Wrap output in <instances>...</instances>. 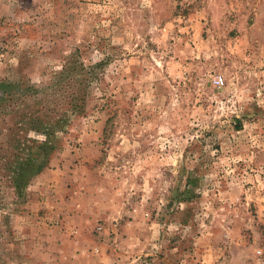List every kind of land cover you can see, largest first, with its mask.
I'll return each instance as SVG.
<instances>
[{
    "label": "rangeland",
    "instance_id": "obj_1",
    "mask_svg": "<svg viewBox=\"0 0 264 264\" xmlns=\"http://www.w3.org/2000/svg\"><path fill=\"white\" fill-rule=\"evenodd\" d=\"M263 219L264 0H0V264H247Z\"/></svg>",
    "mask_w": 264,
    "mask_h": 264
},
{
    "label": "built area",
    "instance_id": "obj_2",
    "mask_svg": "<svg viewBox=\"0 0 264 264\" xmlns=\"http://www.w3.org/2000/svg\"><path fill=\"white\" fill-rule=\"evenodd\" d=\"M214 83L217 84L218 81L215 80ZM247 264H264V246L256 252V255Z\"/></svg>",
    "mask_w": 264,
    "mask_h": 264
},
{
    "label": "crops",
    "instance_id": "obj_3",
    "mask_svg": "<svg viewBox=\"0 0 264 264\" xmlns=\"http://www.w3.org/2000/svg\"><path fill=\"white\" fill-rule=\"evenodd\" d=\"M50 172H45V173H43L42 174V178L43 179H45L46 177H53V175H55V174H49ZM74 180H75V178H74ZM60 185H62V183H60ZM55 186V185H54ZM63 186V185H62ZM35 187V189L37 190V191H39L40 190V188H39V186H34ZM54 188H57V186H55ZM260 223L264 226V219L263 220H260Z\"/></svg>",
    "mask_w": 264,
    "mask_h": 264
}]
</instances>
